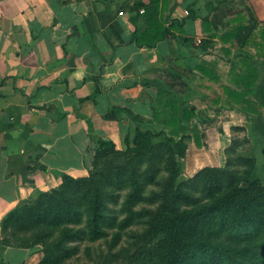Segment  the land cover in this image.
<instances>
[{
	"label": "crops",
	"instance_id": "1",
	"mask_svg": "<svg viewBox=\"0 0 264 264\" xmlns=\"http://www.w3.org/2000/svg\"><path fill=\"white\" fill-rule=\"evenodd\" d=\"M221 1L160 0L165 24L177 19L184 31L174 28L177 37L148 46L134 32L146 29L142 15L151 0H0V240L3 216L22 200L56 187L64 173L88 174L97 138L123 149L137 126L169 135L192 126L193 133L204 111L197 101L233 106L220 63L216 81L199 69L211 62L197 43L206 36L202 18ZM226 5L249 7L264 21V0ZM249 61L240 72L252 64L259 73ZM189 106L195 116L183 119ZM173 114L177 127L166 123ZM0 254V264H40L43 256L39 245L1 242Z\"/></svg>",
	"mask_w": 264,
	"mask_h": 264
},
{
	"label": "trees",
	"instance_id": "2",
	"mask_svg": "<svg viewBox=\"0 0 264 264\" xmlns=\"http://www.w3.org/2000/svg\"><path fill=\"white\" fill-rule=\"evenodd\" d=\"M159 1L151 0L145 6L142 17L147 27L134 32L141 45L154 46L169 36L177 37L174 28L184 31L177 19L165 24ZM227 1L209 7L202 18L206 36L201 47L206 48V42L216 37L231 46L244 47L253 41L264 45V21L255 19L249 7L229 12ZM222 49L231 53L229 47ZM199 69L209 79L218 80L211 62L203 60ZM258 79L257 69L249 64L234 84L224 85V93L229 103L256 115V127L264 136V90L254 97ZM195 113L196 108L189 106L183 119H191ZM178 121L173 114L166 123L177 127ZM160 133L137 126L134 135L126 137L123 149L116 148L112 140L97 138L89 174L75 177L64 173L56 187L38 190L22 200L3 216L0 242L18 247L39 245L43 253L40 264H67L85 253L105 261L111 255L132 258L124 246L127 238L138 234L151 245L163 236L162 252L143 248L135 258H142V264H181L186 255L196 258L192 264H264V185L258 183L255 173L251 171L238 182L240 170L233 171L228 180L222 169L206 166L179 181L186 148L175 138L179 133H165L166 143L153 142ZM193 135L196 145L202 147L198 126ZM134 228L137 230L130 236ZM117 248L122 253L112 252Z\"/></svg>",
	"mask_w": 264,
	"mask_h": 264
},
{
	"label": "rangeland",
	"instance_id": "3",
	"mask_svg": "<svg viewBox=\"0 0 264 264\" xmlns=\"http://www.w3.org/2000/svg\"><path fill=\"white\" fill-rule=\"evenodd\" d=\"M239 8L242 7L229 6V12L238 10ZM201 41L202 38L197 40V43L200 44ZM206 44L207 47L204 48L209 51V60L215 65L216 71L220 63L218 70H222V75L224 74V78L231 84H234L235 74L238 72V74L244 73L240 72L243 70L244 59L256 63L259 68L260 76L256 87L257 96L260 94L261 89L264 90V55L260 54L259 51V49H264V45H260L253 41L244 47H238V44L236 47H233L229 42L224 43L218 37L206 42ZM223 46L229 48L233 47L231 53L227 54L222 49ZM257 48L258 53L256 52ZM217 90V87H211L210 95H213L214 91L217 92ZM197 104L200 106L199 110L201 108L204 110L201 112L202 121H197L199 126L198 129L203 135V146L198 147L196 145L194 135L191 131L192 126L191 129L186 128L187 130H185V132L177 136L175 135V138L179 140V145H183L186 148L181 158V172L178 180L181 181L191 177L196 174L201 167L208 164V166H215L218 169H222V173L228 180L233 176V171L240 170V173L237 175L238 182L242 180L243 177L251 174L252 171L255 173L258 183L264 185V136L256 127V115L252 114L251 116L244 114L235 103L233 106H231L232 104L226 107L221 105L219 109H216V105H209L210 107L206 108L200 101H197ZM262 118L264 120V113ZM163 133L154 136L153 142L166 143L167 136H165V132ZM179 148H181V146H179ZM108 149L111 150L110 147H108ZM136 230V228L131 230L129 235L132 236ZM138 230L139 232L143 231L142 229ZM124 246L128 254L133 256L132 258L122 255V257L116 258L111 255L110 258L105 261L103 259L98 260L96 256H90L85 253L80 257L68 261L67 264H142V258L135 257L140 256L141 253L144 252L143 248L149 249L152 247V249L156 251V254L160 251L162 252V250H164V237L158 236L151 245H147L137 234L135 237L127 238L124 242ZM119 250L120 249L117 248L112 252H116L117 254L122 253V251ZM112 252L109 254H112ZM195 259L194 256L186 255L183 257L181 264L195 263Z\"/></svg>",
	"mask_w": 264,
	"mask_h": 264
}]
</instances>
